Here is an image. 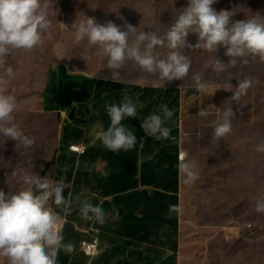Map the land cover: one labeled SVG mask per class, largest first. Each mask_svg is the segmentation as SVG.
<instances>
[{"label": "rangeland", "instance_id": "374dc122", "mask_svg": "<svg viewBox=\"0 0 264 264\" xmlns=\"http://www.w3.org/2000/svg\"><path fill=\"white\" fill-rule=\"evenodd\" d=\"M187 0H49L51 26L42 42L32 49L13 50L0 57V92L16 97L13 122L34 138L31 153L33 171L50 183L54 158L61 145L63 120L58 108L50 107L51 91L68 78L112 77L96 46L83 42L73 47V25L88 16L97 22L112 20L136 31L163 33ZM216 10H232V20L264 19V0H216ZM134 35H130V40ZM189 42L196 43L195 33ZM62 50L64 57L56 58ZM167 48L155 54L166 55ZM191 60L186 77L166 81L143 71L133 60L126 61L117 79L143 84L179 86L182 102V161H190L199 176L186 183L182 174V252L185 264H264V211H257L256 199L264 196V152L255 146L264 142V60L248 57V63L227 65L216 72L212 60L217 55L227 62L225 49L217 53L202 48L183 50ZM13 68V75L7 68ZM74 72L72 75L70 73ZM96 73V74H95ZM95 74V75H94ZM199 74L207 87L198 92L193 75ZM252 81L239 102L232 101L235 116L231 132L217 140L211 136L210 121L223 111L239 79ZM69 80V79H68ZM215 90L211 95L213 89ZM233 88L228 90L225 88ZM201 108L206 117L198 115ZM22 145L0 136V188L5 192L22 187V177L11 175L26 163ZM42 165V167H41ZM32 172L30 166L26 169ZM50 203V202H49ZM0 264H8L0 256Z\"/></svg>", "mask_w": 264, "mask_h": 264}, {"label": "clouds", "instance_id": "9594fccd", "mask_svg": "<svg viewBox=\"0 0 264 264\" xmlns=\"http://www.w3.org/2000/svg\"><path fill=\"white\" fill-rule=\"evenodd\" d=\"M214 3L216 0H187L163 33L154 30L137 32V27L127 21L124 26L112 20L100 23L87 15L73 25L72 44L78 47L87 42L96 46L106 57V67L112 70L114 80L119 81L117 75L126 61L133 60L143 71L155 74L164 85L166 81L184 79L188 75L191 60L183 51L186 46L213 53L223 46L224 54L230 59L224 62L215 56L211 63L218 73L227 65L247 64L250 56L264 60V19L253 16L232 20L235 12L228 9L218 11L213 7ZM48 10L49 0H0V57L13 50L32 49L39 45L51 26ZM189 33L196 34L195 44L189 42ZM130 35H134V39L130 40ZM158 47L169 51L163 56L155 54ZM55 55L58 58L66 54L57 50ZM6 71L9 76L13 75L11 66ZM193 79V87L198 92L209 87L199 74H194ZM251 84L248 78L238 80L223 111L210 121L213 138L225 139L231 132V121L235 116L232 101L239 102ZM137 85L144 86L142 81H137ZM218 88L221 87L213 89L211 95ZM16 108V97L0 92V136L12 138L17 145H22V155L28 157L26 163L11 174L22 177V187L10 192L0 188V256L6 257L8 264H56L58 250L71 252L73 245L64 242L59 226L61 218L50 211L49 202L68 214L72 211L71 201L65 197L63 183L50 184L33 171L29 153L35 141L13 122ZM105 109L110 122L97 133L103 146L111 151L132 149L138 140L136 132L123 121L138 116L137 104L126 95L118 103L106 102ZM172 115L168 105L162 104L159 111L142 118L141 126L149 136L166 139L171 130L165 121ZM198 115L206 117L209 113L201 108ZM255 148L264 152V142L257 143ZM28 166L31 173L25 170ZM178 168L186 183L194 182L199 176L190 161H181ZM255 207L257 211H264V196L256 199ZM78 212L86 220L98 223L105 220L102 205L90 200L81 201Z\"/></svg>", "mask_w": 264, "mask_h": 264}, {"label": "crops", "instance_id": "0c3cea01", "mask_svg": "<svg viewBox=\"0 0 264 264\" xmlns=\"http://www.w3.org/2000/svg\"><path fill=\"white\" fill-rule=\"evenodd\" d=\"M69 79V80H68ZM64 79L48 98L64 118L61 145L53 162L50 184L63 183L72 211L49 203L60 216V230L73 250H58L56 264H185L182 250V102L179 86L143 84V87L106 77L77 76ZM129 96L137 104V117L123 121L136 132V145L127 151L107 149L97 133L109 124L105 103ZM173 115L165 121L166 139L146 134L141 120L160 105ZM76 115L87 122L70 119ZM71 145H81L79 154ZM101 204L103 223L83 219L81 201ZM98 239L100 252L89 255L85 239Z\"/></svg>", "mask_w": 264, "mask_h": 264}, {"label": "built area", "instance_id": "2783aa9c", "mask_svg": "<svg viewBox=\"0 0 264 264\" xmlns=\"http://www.w3.org/2000/svg\"><path fill=\"white\" fill-rule=\"evenodd\" d=\"M71 150L77 152L79 154H83L86 152V149L81 145H71ZM82 247L85 252L89 255H95L100 252V242L96 239H85L82 242Z\"/></svg>", "mask_w": 264, "mask_h": 264}, {"label": "water", "instance_id": "95a60500", "mask_svg": "<svg viewBox=\"0 0 264 264\" xmlns=\"http://www.w3.org/2000/svg\"><path fill=\"white\" fill-rule=\"evenodd\" d=\"M70 119L72 121H75V122H87V121H84L82 118L78 117L76 115V107H74V109L71 111L70 113Z\"/></svg>", "mask_w": 264, "mask_h": 264}]
</instances>
